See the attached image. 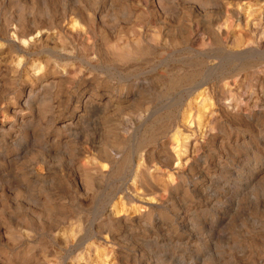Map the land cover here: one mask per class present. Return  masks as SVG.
<instances>
[{
	"label": "rangeland",
	"instance_id": "obj_1",
	"mask_svg": "<svg viewBox=\"0 0 264 264\" xmlns=\"http://www.w3.org/2000/svg\"><path fill=\"white\" fill-rule=\"evenodd\" d=\"M0 264H264V0H0Z\"/></svg>",
	"mask_w": 264,
	"mask_h": 264
},
{
	"label": "bare ground",
	"instance_id": "obj_2",
	"mask_svg": "<svg viewBox=\"0 0 264 264\" xmlns=\"http://www.w3.org/2000/svg\"><path fill=\"white\" fill-rule=\"evenodd\" d=\"M32 45V44H31ZM183 162V161H182Z\"/></svg>",
	"mask_w": 264,
	"mask_h": 264
}]
</instances>
